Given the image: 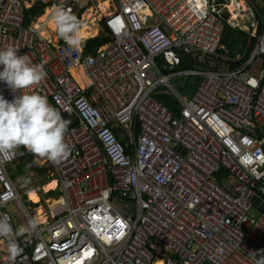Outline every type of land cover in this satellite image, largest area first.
Returning a JSON list of instances; mask_svg holds the SVG:
<instances>
[{"label":"built area","instance_id":"built-area-1","mask_svg":"<svg viewBox=\"0 0 264 264\" xmlns=\"http://www.w3.org/2000/svg\"><path fill=\"white\" fill-rule=\"evenodd\" d=\"M86 1L0 0V47L44 66L34 88L68 121L70 148L59 163L43 158L55 187L33 190L37 203L12 181L16 154H0V214L14 231L35 223L17 232L13 261L0 238V264H256L253 254L264 257V0H112L103 23L110 39L96 46L87 37L68 51L49 15L59 3L75 14ZM34 2L42 12L25 22ZM225 25L247 33L232 59L219 52ZM182 55L195 65L180 68ZM180 77L200 82L180 95L170 83ZM159 87L179 102L178 115L155 99ZM0 93L13 95L3 83Z\"/></svg>","mask_w":264,"mask_h":264},{"label":"clouds","instance_id":"clouds-1","mask_svg":"<svg viewBox=\"0 0 264 264\" xmlns=\"http://www.w3.org/2000/svg\"><path fill=\"white\" fill-rule=\"evenodd\" d=\"M49 20L68 51L83 46L82 22L71 9L65 8L62 3L56 4ZM241 52L237 55H241ZM225 53L221 54L227 56ZM46 75L44 66L34 63L28 54H19L12 45L0 47V83L5 84L13 94L11 99H7L0 93V154L14 156L23 147L54 164L69 155L70 148L65 142L68 121L62 118L46 96L34 88ZM34 226L35 223L30 222L26 227L14 231L9 217L0 214V238L6 240L9 261H13L21 251L15 239L17 232L28 231ZM253 255L257 257L256 264H264V257Z\"/></svg>","mask_w":264,"mask_h":264},{"label":"trees","instance_id":"trees-1","mask_svg":"<svg viewBox=\"0 0 264 264\" xmlns=\"http://www.w3.org/2000/svg\"><path fill=\"white\" fill-rule=\"evenodd\" d=\"M42 5L35 2L32 6H30L28 9L25 10L24 14V21L28 22L31 17L38 16L42 12ZM97 37L108 40L107 37H105L103 34L98 35ZM247 39V33L245 31L239 30L237 28H230L228 25H225L222 39H221V45L224 47L223 50H219L220 53H226L229 58H235V56L238 54V52H241L243 46L245 45V41ZM95 41H91L89 44L94 45ZM248 54H246L242 60L236 61V62H229V68H233L239 63H241ZM181 65L180 68H188L192 67L193 64L195 65V61H193L192 58L189 56L182 55L180 58ZM200 82V78L193 77L192 79V86L190 88V92H193L195 88L198 86ZM189 92V93H190ZM155 99L160 102L164 107H166L170 112H172L175 115H178L177 110V103L171 96H163L161 94H157L155 96ZM16 161L13 163L15 165V170L18 173H24L27 170L26 162L32 164V167L39 171L40 173H43L46 171V169H43L42 167H37L35 163H33V158L35 157L34 154L26 151L23 147H20L16 152ZM11 171V169H9ZM51 178L47 179L42 185L48 183ZM32 189H29L27 191H30ZM50 195L53 194V191L49 192Z\"/></svg>","mask_w":264,"mask_h":264},{"label":"rangeland","instance_id":"rangeland-1","mask_svg":"<svg viewBox=\"0 0 264 264\" xmlns=\"http://www.w3.org/2000/svg\"><path fill=\"white\" fill-rule=\"evenodd\" d=\"M25 1H27V0H25ZM86 2L87 1L84 0V3H86ZM102 3L103 2H100L99 6ZM99 10L101 11V7L99 8ZM87 25H90L92 28H96V29L98 28L97 23L94 22L93 19H91V16L89 15V13L86 14V20L82 23V27H87ZM49 27L51 29H53L50 21H49ZM96 34H97V30H96L95 33H90L89 30H88L87 35H83V39H84L83 41H88V38L85 39V37H87L89 35L93 36V35H96ZM94 41H95L94 44L96 46L102 45L104 43L103 40H101L99 37H97ZM225 66L226 65H224V67ZM192 79H193V77L174 78V79H171L170 80V83H171V86H172V88L174 89L175 92L179 93L180 95H187L190 92V88L192 86ZM158 90L164 91V92H161L160 93L161 95H163V96H171L174 99V96L172 95L171 92H166L167 90H166L165 87H159ZM175 102L178 105L177 106V110L179 111L180 104L176 100V98H175ZM33 163H35V165L37 167H39V168L42 167L43 169H46V171L43 172V173H40L39 171H36L32 167V164L27 163V162H26L27 170L24 173H18V172H16L15 165L14 164L9 168V169H11V171H10L9 174H10V176L12 178V181L15 184L17 190L20 193H22V194H25L26 192H28L27 190H29V189H32V191H33V190H36L37 188H40L41 191H42L43 190L42 187L45 185V184L42 185V183H44L47 179H49L51 177L50 168H49L48 165H46L45 163H43V158L38 157V156H35L33 158ZM48 195H50V194H48ZM34 203H37V202H34ZM41 206L43 208L45 207V203L42 200H41V203L39 202V205L35 204L34 212L37 213V210H39V209L42 208Z\"/></svg>","mask_w":264,"mask_h":264},{"label":"bare ground","instance_id":"bare-ground-1","mask_svg":"<svg viewBox=\"0 0 264 264\" xmlns=\"http://www.w3.org/2000/svg\"><path fill=\"white\" fill-rule=\"evenodd\" d=\"M100 2H103V3L99 6ZM100 7H101V11L99 10ZM115 10H116V7H115V4L112 0H89V3L85 6H83L79 11H77L75 13V15L83 23L86 20V14L89 13V15L91 16V19H93L94 22H96L97 26H98L97 34L92 36V37H97L101 33L105 37L110 39V34L105 29L103 23H104V20L106 19V17H108L109 15L114 13ZM88 30L90 33L96 32V28H92L90 25H87V27H82L83 35H87ZM54 187H55V181L52 180V181H49L43 187V189L46 191V190L52 189ZM28 198L33 202H38V195L36 194L35 191H32V190L29 191L28 192ZM40 213H41V209L37 210V215H39V216H37L38 219H42Z\"/></svg>","mask_w":264,"mask_h":264},{"label":"crops","instance_id":"crops-1","mask_svg":"<svg viewBox=\"0 0 264 264\" xmlns=\"http://www.w3.org/2000/svg\"><path fill=\"white\" fill-rule=\"evenodd\" d=\"M97 29H98V28H97ZM97 29H96V30H97ZM93 36H94V35H93ZM87 37L89 38V37H92V36L89 35V36H87ZM87 37H86V38H87ZM80 77H81V76H80ZM80 82H81V80H80ZM82 82H84V81L82 80ZM190 93H191V92H190ZM174 100H175V98H174ZM159 103H160V102H159ZM122 140H123V139H122ZM50 181H52V180H50ZM53 181H54V180H53ZM45 185H46V184H45ZM45 185H44V186H45ZM44 186H43V187H44ZM52 189H53V188H52ZM43 190H44V189H43ZM48 190H49V189H48ZM46 191H47V190H46ZM29 200H30V199H29ZM38 200H39V198H38Z\"/></svg>","mask_w":264,"mask_h":264},{"label":"water","instance_id":"water-1","mask_svg":"<svg viewBox=\"0 0 264 264\" xmlns=\"http://www.w3.org/2000/svg\"><path fill=\"white\" fill-rule=\"evenodd\" d=\"M13 218H14V221L17 222L18 221V218L16 215H13Z\"/></svg>","mask_w":264,"mask_h":264}]
</instances>
